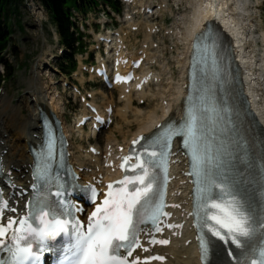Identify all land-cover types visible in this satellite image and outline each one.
<instances>
[{
  "label": "snow or ice",
  "instance_id": "obj_1",
  "mask_svg": "<svg viewBox=\"0 0 264 264\" xmlns=\"http://www.w3.org/2000/svg\"><path fill=\"white\" fill-rule=\"evenodd\" d=\"M194 49V55L201 51L199 42L194 44ZM207 51L214 56L211 49ZM222 111L230 112L227 107L207 109L193 102L186 109L184 121L178 127H167L156 136L143 148L142 155H135L134 163L131 162L133 156L124 157L121 169L134 174L108 184L104 199L95 205L86 226L67 209L58 213L47 205L41 207L39 202L34 206V212L41 227H32L27 219L19 222L9 219L6 224H0V252L9 254L7 260H0V264H36L39 257L31 242L21 246V241L32 237L43 247L47 241L62 236L71 240L68 254L64 257L66 264H140L138 258L129 261L134 250L142 248L140 226L151 223L156 232H161L160 217L169 215L163 211V185L167 183V176L162 184L155 169L166 165L174 136L183 138V146L190 157L191 171L187 175L193 177L194 184V211L190 215L195 217L196 227L201 232L197 239L202 264H208L211 254L216 256L217 264H264V199L254 207L253 202L240 194L239 186L247 179L242 170H236L241 177L239 180L226 175V171L230 172L243 159L239 155L234 156V150L225 147L221 136L216 135L217 131L224 135L236 130L230 115L225 128H220L217 122L209 127V112L218 115ZM137 143L139 140L133 141V144ZM232 143L240 146L246 140L241 137ZM53 145L49 134V160ZM157 147L159 152L150 150ZM260 167L264 172V163ZM42 171L46 172L47 167ZM260 191L264 195V185ZM90 192L89 199L95 204L97 192L94 188ZM68 216L72 218L68 219ZM17 223L19 226L14 228ZM205 232L212 239H207ZM150 243L167 245L169 241L153 239ZM149 259L162 261L164 257Z\"/></svg>",
  "mask_w": 264,
  "mask_h": 264
},
{
  "label": "rangeland",
  "instance_id": "obj_2",
  "mask_svg": "<svg viewBox=\"0 0 264 264\" xmlns=\"http://www.w3.org/2000/svg\"><path fill=\"white\" fill-rule=\"evenodd\" d=\"M140 2L142 3L136 5L121 4V14L108 9L110 14L108 16L101 6L95 11L88 12L85 20L76 14L82 42L75 56L76 71L69 78L58 72L57 63L61 60V46L55 26L39 1L17 0L16 5L12 4L8 12L7 24L11 34L8 47L2 56L4 62L0 63V75L3 73V66L7 67L4 81L0 84V97L5 95L11 100V104L16 106L25 96V82L32 77L31 73L36 76L38 72L40 77L38 74L36 77L40 78L39 86L44 97L42 99H45L47 104H50L52 99L57 102L58 118L70 142L71 154L82 166L80 169L85 166L90 170L94 165L87 156L89 143L97 145L104 151L109 141L112 150L117 151L119 150L117 146L123 147L137 133L141 123L148 120L151 113L161 115V107L170 99L169 94L180 78L181 67L178 61L184 52V43L180 40V33H183L184 29L180 19L189 11L188 5L184 0H141ZM146 4L158 8L159 11L155 13L157 17L142 13L140 7ZM249 4L252 26L248 31L247 52H253V56L258 61L264 57V0H250ZM145 26L153 27L149 39H146ZM109 32L112 34L111 37L114 34H117L115 38L118 35L121 37L128 53L136 54L140 48H145L149 62L144 68H148L158 76V81L145 89L146 96L144 97L143 93L141 98L143 100L137 99V96L132 94L133 104L126 110L124 121L119 114L124 104L119 99V90L103 91L98 81L91 79V76L83 71V66L89 63L90 58L95 61L102 54L103 48L99 44L98 37L105 36ZM36 68L37 72H32ZM73 87L80 91L79 95L73 91ZM258 95L261 98L260 103L264 106L263 85L258 88ZM81 96H90L91 101L101 107L110 103L113 109V123L96 137L86 129L80 132L74 129L78 115L83 110V105L80 103ZM116 112L120 116L116 115ZM22 113L27 117L25 111ZM99 160L101 163V156Z\"/></svg>",
  "mask_w": 264,
  "mask_h": 264
},
{
  "label": "bare ground",
  "instance_id": "obj_3",
  "mask_svg": "<svg viewBox=\"0 0 264 264\" xmlns=\"http://www.w3.org/2000/svg\"><path fill=\"white\" fill-rule=\"evenodd\" d=\"M140 1L132 0V4L136 5L137 3H142ZM184 3L188 5L189 11L180 19L184 29L183 33H180V40L184 43V52L180 55L181 58H179L178 61L181 67L180 78L169 94L170 99L161 107V115L157 116L156 113H151L148 116V120L145 123H141V126H139L137 133L133 135L132 139L125 143V147L123 148L125 151L122 153L127 151L131 142L137 137L148 136L158 125L164 124L169 118L182 117V100L186 95L187 72L193 41L197 35L205 30L206 24L208 22L211 23V21L216 24V27L223 31L227 40L230 41L233 52H235V58L238 62H236V64L242 69L241 80L245 89L246 99L250 101L254 118L258 121L257 129L264 136V106L260 103L261 98L259 95L257 96L258 88H261V85L264 86V57L256 61L253 52H247L249 48L248 31H250L252 26L250 24L249 15L250 0H184ZM158 11L159 10L156 9L155 12L157 13ZM145 29L146 39H149L152 33V27L145 26ZM109 35L110 34H107V36L103 38L105 40L110 39L111 41V43L104 42L106 52L109 53L108 48L111 47H114L116 51V48L120 46V52L124 53L125 48L121 37L112 38ZM142 52L146 54V50H142ZM128 56L135 57L136 54L128 53ZM145 58L146 62H144L143 66L147 65L149 62V58L147 56ZM33 71L37 72V68L36 70H32V72ZM141 73L147 75L149 81L152 78L158 79V76L149 71L148 68H141ZM37 74L39 75L38 72ZM31 75L32 77H29L25 82V96L19 104L14 106L11 104V100L5 95L0 97V157L3 162L4 174L13 178L16 186L25 185V181L29 178L30 166L32 163L29 150L30 147H35L40 142L41 128L38 120L40 112H44L49 117L53 114L59 119V106L57 102L52 99L51 103L54 105L53 106L51 103V105L47 104L45 99H42L44 97L42 96L43 92L41 86H39L40 78L38 79L33 73H31ZM260 82L263 83L260 84ZM146 87H148L147 82L140 91L135 90L133 87H117V89L120 90L119 99H121L124 104L122 112L119 113L121 116L117 114V112L116 115H119L123 121L126 120V110L133 104L132 94L137 96V99H141L143 93L144 97L146 96ZM98 92L102 93L101 91ZM152 97L153 95H151V98ZM104 107H110V103ZM23 111L27 113V117L23 115ZM83 113H85L84 109L82 111V114ZM109 143L108 141L107 145H109ZM72 156L74 164L77 165L76 170L82 177V180H90L92 176L98 178L99 174H112L110 169H104L101 164H99L98 157H92L89 153L87 156L91 160L90 162L94 163L93 168L79 172L81 164L76 162L74 155ZM110 159L112 158L110 157L108 161ZM182 166L183 163H178L177 169ZM96 168L98 170L97 172ZM26 170L27 174H25ZM180 192L181 196L178 197L177 204L180 207H184L186 205V198L184 197L186 192L182 190H180ZM15 201L18 200L16 199ZM188 205L189 209H186L184 212H182L181 209L176 212L183 220H185L184 218H186L187 213L191 211L190 203H188ZM195 244L193 235L189 234L185 224L183 237L172 239L169 246L158 249V251L165 256V261L153 264H200L198 253L193 250Z\"/></svg>",
  "mask_w": 264,
  "mask_h": 264
},
{
  "label": "trees",
  "instance_id": "obj_4",
  "mask_svg": "<svg viewBox=\"0 0 264 264\" xmlns=\"http://www.w3.org/2000/svg\"><path fill=\"white\" fill-rule=\"evenodd\" d=\"M17 0H0V62H3L2 55L6 51L10 29L8 26V12L11 5H16ZM41 6L48 13L52 23L55 26L60 43L63 45L65 53L62 60L58 62L57 68L67 76L76 67L74 60L75 53L81 44V33L76 25L77 17L74 13L82 14L83 16L92 10H95L98 5L102 4L118 11L117 0H38ZM5 71L7 70L4 67Z\"/></svg>",
  "mask_w": 264,
  "mask_h": 264
}]
</instances>
